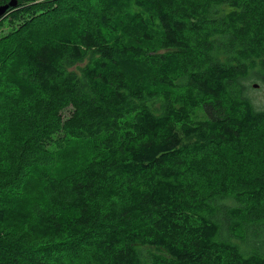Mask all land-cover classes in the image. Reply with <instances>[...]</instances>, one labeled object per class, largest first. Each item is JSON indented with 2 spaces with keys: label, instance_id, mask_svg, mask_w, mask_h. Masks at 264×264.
Returning a JSON list of instances; mask_svg holds the SVG:
<instances>
[{
  "label": "trees",
  "instance_id": "1",
  "mask_svg": "<svg viewBox=\"0 0 264 264\" xmlns=\"http://www.w3.org/2000/svg\"><path fill=\"white\" fill-rule=\"evenodd\" d=\"M6 22L0 264H264V0H19Z\"/></svg>",
  "mask_w": 264,
  "mask_h": 264
},
{
  "label": "rangeland",
  "instance_id": "2",
  "mask_svg": "<svg viewBox=\"0 0 264 264\" xmlns=\"http://www.w3.org/2000/svg\"><path fill=\"white\" fill-rule=\"evenodd\" d=\"M12 25L13 24H11L9 22H6L4 25H2L0 27V35L8 32L10 30V27H12ZM247 83H249L251 86L249 88V94L253 98L257 108H260V109L264 108V85L260 84L258 82H255V80L247 81ZM69 110H70V108H69ZM69 110H67L65 112L66 115L68 114ZM194 118H196V119L205 118V114L203 111L198 110L196 112V114H194Z\"/></svg>",
  "mask_w": 264,
  "mask_h": 264
},
{
  "label": "water",
  "instance_id": "3",
  "mask_svg": "<svg viewBox=\"0 0 264 264\" xmlns=\"http://www.w3.org/2000/svg\"><path fill=\"white\" fill-rule=\"evenodd\" d=\"M19 0H10L9 2L7 3H4V4H1L0 5V16H4L7 14L8 10L11 8V7H17L18 6V2Z\"/></svg>",
  "mask_w": 264,
  "mask_h": 264
},
{
  "label": "bare ground",
  "instance_id": "4",
  "mask_svg": "<svg viewBox=\"0 0 264 264\" xmlns=\"http://www.w3.org/2000/svg\"><path fill=\"white\" fill-rule=\"evenodd\" d=\"M100 39V38H99ZM102 41V40H101ZM100 45H102V44H100ZM179 125V124H178ZM254 127V126H253ZM178 128V127H177ZM177 130V129H176ZM148 221V220H147ZM160 230V229H159ZM160 232V231H159ZM142 241V240H141ZM142 243H143V241H142ZM156 247V246H155Z\"/></svg>",
  "mask_w": 264,
  "mask_h": 264
}]
</instances>
